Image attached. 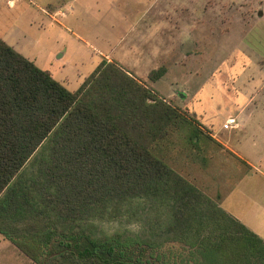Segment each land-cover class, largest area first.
Segmentation results:
<instances>
[{
	"label": "trees",
	"instance_id": "1",
	"mask_svg": "<svg viewBox=\"0 0 264 264\" xmlns=\"http://www.w3.org/2000/svg\"><path fill=\"white\" fill-rule=\"evenodd\" d=\"M219 148L117 63L71 91L0 38V234L34 263L264 264L203 183Z\"/></svg>",
	"mask_w": 264,
	"mask_h": 264
},
{
	"label": "crops",
	"instance_id": "2",
	"mask_svg": "<svg viewBox=\"0 0 264 264\" xmlns=\"http://www.w3.org/2000/svg\"><path fill=\"white\" fill-rule=\"evenodd\" d=\"M226 1L241 4L247 0ZM12 2L13 0H6L8 6ZM73 2L77 20L81 22L80 25L82 24L90 40L84 39L79 33L75 32V35L96 49L95 56L91 55L95 60H91L90 68L79 73L82 79L102 60L115 62L128 74L150 86L159 96L170 98L175 106L196 118L201 127L220 145L216 157L203 171V183H206L207 191L211 195H218L219 206L264 241V58L258 55L260 59L252 60L247 49L241 52L243 56L240 54L238 59L224 61L228 77L222 82L229 84L232 80V85L230 88L226 87L216 98L217 105L222 108H211L208 104V110L203 108L202 101L207 95L209 98L212 95L204 91L205 83L215 78L221 64L209 71L208 63L202 62L199 65L195 59L187 63L190 54L183 51L190 52L193 45L207 47L203 38L199 44L192 33L199 28V23L197 26L194 24L195 20L210 17L207 7L210 0H71ZM249 3L259 5L256 12H251V16L254 14L255 19L264 17V9L260 7L264 0H249ZM64 5V0H47V25L53 22L64 26L61 18L70 16L64 12ZM229 17L234 19L235 26L239 29L241 25L238 19L241 16ZM163 34L169 35V48L165 51ZM235 35L237 39H241L242 30ZM0 38L25 56L22 48H19L21 45L13 44L6 35ZM206 39L208 40V36ZM184 44L186 45L183 46ZM168 50L169 63L163 60L162 55L163 51ZM61 55L63 54L57 57ZM161 64L165 67L163 75L150 80V71ZM188 66L196 75L200 73L197 70L202 69L201 81L195 83L197 86L192 91L189 88H171V91L162 92L156 87L157 83L170 76L171 70L174 74V71L184 70ZM174 78L175 76L170 80ZM217 83L222 84L219 81L215 82ZM230 116L235 117V125L224 127L225 120Z\"/></svg>",
	"mask_w": 264,
	"mask_h": 264
},
{
	"label": "rangeland",
	"instance_id": "3",
	"mask_svg": "<svg viewBox=\"0 0 264 264\" xmlns=\"http://www.w3.org/2000/svg\"><path fill=\"white\" fill-rule=\"evenodd\" d=\"M64 1L63 10L70 16L66 15V17L61 18L64 24V26H61L53 22L47 25L45 17L47 0H13L11 6L7 5L6 0H0V36L5 37L6 35L13 44L21 45L22 47L19 48H22V53L26 57L33 60L39 68L50 71L53 78L62 82L68 90L72 91L83 80L80 74L90 68V62L94 59L91 58V55L95 56L96 49L82 42L81 38L75 35L76 32L84 39L90 40L82 24L80 25L81 22L77 20V14L73 10L75 3H71V0ZM207 7L210 17L205 16L203 19L195 20L194 24L198 25L199 23V28H196L192 33L194 40L197 38L199 44L201 43V38H203L207 47L193 45V49L190 52L183 51V53L190 54L188 56L189 59L187 58V63H191L193 59L198 61L199 65L202 62L204 64L208 63L209 71L214 70L216 65L219 66L221 64L220 71L215 78L205 83L204 91H207V94H211L212 98L207 95V98L202 101V105L203 108L205 107L209 110L208 104L211 105V108H222L217 105L216 98L226 87L230 88L232 85V80L229 84L223 83L228 77L224 68L226 65L224 61L230 62L238 59L240 54L242 55L241 52L247 49L252 60L260 59V57L264 58V17L255 19L254 14L250 15L251 12L258 10L259 5L249 3V0L241 4H231L226 0H210ZM260 7L264 9V3ZM196 14L198 13L196 12ZM234 15L241 16L238 19L241 25L239 29L235 26L236 22L234 19L229 17ZM164 24L168 25L167 22H164ZM202 29H204V36H202ZM237 29L238 31L242 30L243 36L241 39H237V35H235L238 32ZM206 36H208V40ZM168 41L169 35L163 34L164 51L169 48ZM201 50L203 51L201 52ZM164 51L162 54L163 60L169 63L170 52L169 50L168 52ZM60 54L63 55L57 57ZM183 61L185 62V60ZM158 68L165 70L164 64H161ZM201 71L202 69L197 70L200 73L196 75L189 66L184 68V70L174 71V74L171 70L170 76L157 83L156 87L162 92L171 91V88H189L192 91L197 86H195V83L201 81ZM223 74L224 76L222 77ZM173 76L175 78L170 80ZM217 81L222 84H215ZM162 99L174 105L173 100L170 98ZM184 173L187 174V171H184ZM116 227H119L117 222L104 223L106 230L110 231ZM127 227L134 226L129 224ZM0 264L36 263L17 250L9 240L0 235Z\"/></svg>",
	"mask_w": 264,
	"mask_h": 264
},
{
	"label": "built area",
	"instance_id": "4",
	"mask_svg": "<svg viewBox=\"0 0 264 264\" xmlns=\"http://www.w3.org/2000/svg\"><path fill=\"white\" fill-rule=\"evenodd\" d=\"M235 125V117L230 116L225 120L224 127Z\"/></svg>",
	"mask_w": 264,
	"mask_h": 264
}]
</instances>
